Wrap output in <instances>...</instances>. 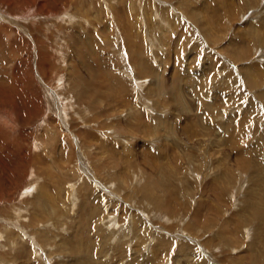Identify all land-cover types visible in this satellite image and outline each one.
Listing matches in <instances>:
<instances>
[{"label":"rangeland","instance_id":"1","mask_svg":"<svg viewBox=\"0 0 264 264\" xmlns=\"http://www.w3.org/2000/svg\"><path fill=\"white\" fill-rule=\"evenodd\" d=\"M263 29L264 0H0V264H264Z\"/></svg>","mask_w":264,"mask_h":264},{"label":"bare ground","instance_id":"2","mask_svg":"<svg viewBox=\"0 0 264 264\" xmlns=\"http://www.w3.org/2000/svg\"><path fill=\"white\" fill-rule=\"evenodd\" d=\"M26 3H27V2H26ZM42 6H45V5H42ZM258 31H259V29H251V30H250V32H251L253 35L255 34V32L258 33ZM263 31H264V29H263ZM263 31H262V32H263ZM263 34H264V32H263ZM255 37H256V36H255ZM150 68H151V67H150ZM211 70H212V69H211ZM160 74H161V73H160ZM160 74H159V75H160ZM161 75H162V74H161ZM206 81H207V80H206ZM88 94H89V93H88ZM81 95H82L83 97H87V95H84L83 93H82ZM89 95H91V94H89ZM92 96H93V95H92ZM90 97H91V96H90ZM180 101H181V100H180ZM102 106H103V105H102ZM138 109H139V108H138ZM135 111H136V110H135ZM138 112L140 113V111H138ZM138 112H137V113H138ZM140 114H141V113H140ZM133 120H136V121H137V118L134 117ZM145 127H146V126H145ZM145 131H146V130H145ZM126 144H127V143H126ZM5 146H6V145H5ZM127 146H129V145H127ZM125 151H127V150L125 149ZM130 151H131V150H130ZM2 152H3V151H2ZM72 152H73V151H72ZM126 155L128 156V154H126ZM27 157H28V156H27ZM0 160H2V159H0ZM2 161H3V160H2ZM34 161H35V160H34ZM3 162H4V161H3ZM3 162H2V163H3ZM39 162H40V161H39ZM4 163H5V162H4ZM26 163H27V162H26ZM31 163H32V161H31ZM127 163L129 164L130 162H127ZM6 166H7V163H5V168H6ZM28 166H29V165H28ZM8 167H9V166H8ZM8 167H7V168H8ZM2 168H3V167H2ZM7 168H6V169H7ZM25 169H26V168H25ZM24 171H25V170H24ZM27 171H28V169L26 170V172H27ZM122 182L125 184L124 180H123ZM39 187H40V186H39ZM39 190H40V189H39Z\"/></svg>","mask_w":264,"mask_h":264}]
</instances>
